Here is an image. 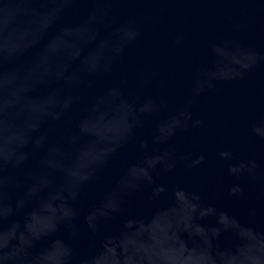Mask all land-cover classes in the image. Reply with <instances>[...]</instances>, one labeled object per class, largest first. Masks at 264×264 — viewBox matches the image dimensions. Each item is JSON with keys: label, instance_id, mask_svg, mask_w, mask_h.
<instances>
[{"label": "water", "instance_id": "1", "mask_svg": "<svg viewBox=\"0 0 264 264\" xmlns=\"http://www.w3.org/2000/svg\"><path fill=\"white\" fill-rule=\"evenodd\" d=\"M0 264H264V0H0Z\"/></svg>", "mask_w": 264, "mask_h": 264}]
</instances>
